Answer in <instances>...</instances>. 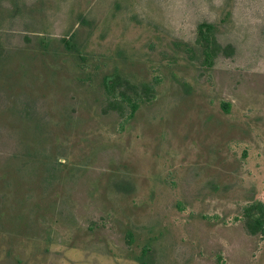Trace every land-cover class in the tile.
<instances>
[{
    "label": "rangeland",
    "instance_id": "rangeland-1",
    "mask_svg": "<svg viewBox=\"0 0 264 264\" xmlns=\"http://www.w3.org/2000/svg\"><path fill=\"white\" fill-rule=\"evenodd\" d=\"M254 200L264 0H0V264H264Z\"/></svg>",
    "mask_w": 264,
    "mask_h": 264
},
{
    "label": "trees",
    "instance_id": "trees-1",
    "mask_svg": "<svg viewBox=\"0 0 264 264\" xmlns=\"http://www.w3.org/2000/svg\"><path fill=\"white\" fill-rule=\"evenodd\" d=\"M196 34L197 41L202 47L203 64L211 66L212 57L220 50L214 40V26L210 23L201 22L197 25ZM65 44L68 45V42L65 41ZM102 87L104 94L113 107H121V104L125 103L126 107L129 108V115H133L137 105L126 91L129 88L126 81H123L116 72H113L103 76ZM222 108L227 111L228 106L222 104ZM239 219L243 222L249 234L259 235L261 239H264V203L262 201L254 200L246 203L241 208L240 218H236V220ZM146 251L143 249L141 252L140 264H146L142 259Z\"/></svg>",
    "mask_w": 264,
    "mask_h": 264
}]
</instances>
